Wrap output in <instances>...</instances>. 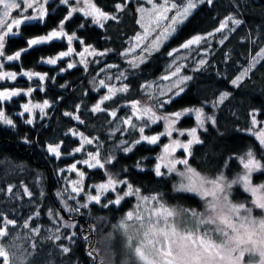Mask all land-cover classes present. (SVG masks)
Instances as JSON below:
<instances>
[{"label":"trees","instance_id":"obj_1","mask_svg":"<svg viewBox=\"0 0 264 264\" xmlns=\"http://www.w3.org/2000/svg\"><path fill=\"white\" fill-rule=\"evenodd\" d=\"M169 1L180 7L186 0ZM92 2L103 12L116 15L117 19H108L100 27L82 12H76L65 22L64 31L69 35L75 33L84 41V44L73 41L72 47L76 53L91 46L90 50L107 51L106 55L87 56V67L78 63L80 56L75 54L58 60L56 65L40 63L41 58L55 57L61 51H67L65 37L35 46L23 53L20 61L5 66L6 71L46 74L44 81L36 78L29 80L26 77H18L16 81H0V90L23 89L26 92L29 87L35 89L30 95L22 94L3 104L15 127L0 123V216L16 222L6 226L8 235L0 237V243L16 245L12 250L17 252V256L27 252L30 264H137L130 256L121 231L117 229L123 214L132 208L134 197L127 196L120 204L108 203L117 194L123 195L120 189L128 191L125 185L117 184V191L105 193L100 203L87 200L88 195L97 194L92 185L106 182L109 173L116 178L123 177L134 187L140 188L143 196L163 193L169 207L196 210L200 207V200L194 194L173 190L176 182L174 173L167 174V169L161 168L166 174L155 175L157 155L161 146L167 143L168 137H161L157 145L129 143L127 146L132 151L124 152L122 149L125 145L121 142L134 141L139 136L135 132H116L115 129L128 126L122 125L110 115L112 111H117L121 118L131 115V104L144 101L147 96L144 92L146 87L142 86L158 81L171 60L172 57L166 53L178 48L194 35L214 34L207 42L187 50L181 75L192 79L186 82L185 90L179 97H173L171 103H166L158 111L165 115L185 108L202 107L205 117L215 118V124L206 119L204 128H197V136L202 143L193 144L192 155L188 157L191 167L203 176L212 178L223 173L225 177L231 178L240 171L237 157L249 147L264 162L260 146L248 131L253 111L256 112L257 120H264V56L247 72L238 86L230 83L240 68L264 44V0H213L212 4L200 3L186 24L137 70L131 69L121 54L129 39L139 30L134 2ZM117 3H126L127 6L123 11L116 12L114 6ZM70 6L61 4L60 0H48L44 22L29 21L27 25H22L21 35L9 39L6 54L12 55L27 48V39L57 28L59 22L67 16ZM228 17L240 19L243 23L233 25L229 21L225 31L216 32L215 29ZM221 39L224 40L223 44L220 43ZM204 49L207 50L205 64L194 70L197 69L195 63L199 57L198 51ZM93 60L99 63H93ZM68 63H76V66L67 69ZM108 65H117L119 72L127 70V79H112L109 83L106 78L119 73L117 68L109 69ZM102 68L106 69L104 73L100 71ZM133 72L135 74H130ZM101 79H105L109 86L128 84L129 91L119 93L113 100L102 104L106 112H93V106L108 94L107 88L99 87ZM38 85H42L43 91ZM221 92L230 95L219 102L218 106L212 107ZM160 99L167 100V96ZM44 100L50 103V107L45 109L47 115L42 118L39 109H35L31 125L24 123L30 114L26 113L23 117L17 115L23 111L24 103H42ZM77 105L80 108L74 111ZM65 112L79 115L84 123L65 116ZM196 126L194 112L182 117L175 125L180 130ZM69 129L82 133L88 139L97 138L102 162L104 158L114 157L112 163L105 169H91L78 163L77 171H68L73 163L87 159V152H95L97 149V143L94 142L75 153L73 150L80 146L82 140L80 136L72 135ZM162 131L164 126L160 121L146 129L145 134H159ZM178 136L185 142L191 139L187 132ZM26 139L29 142L26 143ZM55 143L62 145L59 159L47 151V145ZM176 155L182 157L180 152ZM137 164L140 166L137 167ZM78 171L85 172L80 184L84 191L79 195L72 192L73 185L70 183L79 180ZM253 182L264 183V172L254 173ZM231 198L234 202H243L250 199V196L236 185L233 186ZM58 199L65 203L69 201L73 209L66 212ZM50 210L53 216L48 215ZM25 223L30 227L25 228ZM4 226L0 220V227ZM35 228L41 230L39 234L32 231ZM54 235H60L61 239H49ZM33 244L37 247H32ZM63 247H68L70 252L63 253Z\"/></svg>","mask_w":264,"mask_h":264},{"label":"snow or ice","instance_id":"obj_2","mask_svg":"<svg viewBox=\"0 0 264 264\" xmlns=\"http://www.w3.org/2000/svg\"><path fill=\"white\" fill-rule=\"evenodd\" d=\"M149 4H153V0H147ZM212 4L213 0H187L186 6L183 7L182 11H177L172 17H166L164 13L170 11L165 3L160 5V8L155 11V25L152 27V31H156L159 27L161 20H170L168 26L163 32L159 33L155 40L152 42L151 47L145 45L141 48V36L137 35L136 44L134 48L129 49V52H134L135 48H141L139 59H133L129 61V67L133 70L140 68L141 64H144L148 59L151 58L153 53H158L161 46L170 37L176 34L182 25H185L189 20L193 10L197 7L198 3ZM48 0H0V81H16L18 77H26L29 80L34 78L38 81H44L46 74H41L34 71H21L19 73L15 71H6L5 66L11 62H18L21 59L23 53H27L29 49L34 48L38 45H45L55 40H62L66 37L68 47L67 51H61L58 56L51 58H41L40 63H46L50 65H56L58 60H63L66 57H70L73 54L80 56L78 63L85 65L89 61L87 56L102 57L107 54L105 52H96L95 49H91V46L85 47L83 51L76 53L72 47L73 41H77L80 44H84V41L80 40L75 33L71 35L64 31L65 22L68 21L73 13L82 12L85 17L91 18L94 24L100 27L104 26V21L108 19H117L116 15H110L103 12L97 7L92 0H60L63 5L70 6L75 3L79 5L83 3V7H71L68 11L67 16L61 20L57 28L52 29L47 34L37 35L33 38L27 39V48H22L16 51L12 55L6 54V45L11 37H17L21 35V26L27 25L29 21H40L44 22L47 10L45 5ZM125 4L117 3L114 6L116 12L123 11L126 7ZM175 4L172 8H176ZM29 10H32L33 14H28ZM138 11H145V9H137ZM13 11L17 13L16 17L12 16ZM231 21L233 25H240L243 23L240 19L228 17L225 21L221 22L219 27L215 29L216 32H222L228 28V23ZM139 23V21H138ZM85 25H81L84 27ZM150 33L145 30L143 39H147ZM213 33H208L207 36L194 35L190 39L181 43L178 48H174L167 52L166 55L172 57V65H176L174 71H170V75H164L161 77L164 81H169L171 77L176 79L171 82L170 86L167 87V91L164 88L157 87L159 93L158 96H149L148 100L152 101L151 104H145L142 107L137 105L140 102H133L131 104V115L126 118L118 116L117 111H112L110 115L116 120H119L122 125H127V128H117L116 132L127 131L129 134L135 132L139 138L134 141H122L125 145L123 147L124 152L132 151L131 147L127 145L134 143L136 145L146 142L150 145H157L161 137L171 138L173 132H178L180 136H183L187 132L191 139L187 142H183L179 139H170V143L163 145V155L158 157L160 163L155 165V175L162 176L166 173L161 171V167L167 169V174L176 173L180 177L178 184L173 186V190L176 192H190L200 197L203 203V211L196 209L179 208L173 209L167 205L164 201L163 193H157L152 196L141 195L140 188L134 187L123 177L116 178L113 174L109 173L106 178V182L100 183L99 185H92V188L96 191L95 195H88V200L91 202L100 203L101 197L108 192H116V185L123 184L128 191H123V195L117 194L115 199L108 200L109 204H120L127 196H138L142 202L155 201V205H146L147 217L140 210L141 205H137V209L129 211L126 214L124 220L120 222L119 227L124 229L128 233L129 246L133 249L137 261L139 264H246L245 258L248 260H258L259 264H264V219H256L253 215V208L261 211L260 216H264V183L256 184L253 182V174L256 172H264V162L257 158V154L251 147L248 150L237 157L239 164L242 165L240 171L236 174L234 179L228 180L223 173L215 178H208L197 172L196 169L191 167L189 164L188 157L192 155L191 146L193 144H200L199 137L197 136V128H204L205 120H211L213 124L216 123L214 117H205L203 108H185L182 111H175L170 114L158 115L157 111L164 107L166 103H171L173 97H179L184 92L186 82L191 80L192 77L186 75H178L181 72V66L176 63V55L179 54L181 49H193V46L201 45L207 42L209 37H212ZM220 43L223 44L224 40L221 39ZM264 52V49H261ZM261 57L258 53L253 58L254 63L260 61ZM93 63H99L98 60H93ZM205 64V60L201 59L198 62L197 69ZM76 66V63H68L67 69H71ZM108 68H117L118 75L114 77H107V81L110 83L112 79L126 80L127 75L125 72H119L117 65H108ZM67 69H61L66 71ZM101 73H104L106 69H100ZM250 71L245 69L241 75H237L230 83L234 86H238L239 82L243 79L244 75ZM130 74H135L130 73ZM105 79L99 80L100 88H107L108 94L104 95L99 102H97L93 108V112H106V108H102L101 105L106 101L113 100L114 97L119 93H126L129 91L128 84H123L121 87L116 85L109 86ZM39 89L43 91L42 85H38ZM151 88V84L142 86ZM35 89L29 87L25 92L23 89L14 90H0V123L15 127L14 121L6 114L3 104L11 101L14 97L23 95H30ZM169 93L171 95H169ZM230 93H221L220 101L223 102L227 99ZM167 96V100L160 99V97ZM219 102H213L212 107L218 106ZM50 107L48 100H44L42 103H24L22 105L23 111L17 113L18 116L23 117L26 113L30 114L29 118L24 120V123L31 125L34 120L35 109H39L41 117L46 116V108ZM80 105L76 106L74 111L79 110ZM195 113L196 127L191 129L180 130L175 127L178 121L182 117L188 114ZM65 116H69L81 124L84 122L80 120L79 115H73L71 112H65ZM135 117V121L133 120ZM164 122V131L159 134L147 135L146 129H150L152 125L158 122ZM139 122V123H137ZM109 123H112L110 121ZM258 121L256 119V112L253 111L251 114V125L256 126ZM248 131L252 132L256 139L261 145V155L264 156V126L258 130L253 131V128H249ZM69 132L74 136H80L82 143L79 147L73 151L79 153L84 150L85 145H91L94 142L97 143V149L95 152H87V159H83L73 163L68 171H77V164L87 165L91 169H105L108 164L112 163L114 157L104 158L103 162L100 157V145L97 138L88 139L84 137L82 133H78L69 129ZM25 142H29L27 139ZM61 143L48 144L47 151L53 154L56 158H60ZM177 148H182L187 153V156L177 159L172 154ZM72 154V153H68ZM184 165V169L180 170L177 165ZM140 165L137 164V167ZM227 167V162L225 163ZM63 171V170H61ZM77 175L79 180L71 181L72 192L79 195L84 191V188L80 186L85 176L84 171H78ZM233 185L242 186L245 193H250L251 197L243 202H234L231 198ZM11 189H9L10 191ZM27 191V190H26ZM31 195V193H28ZM62 195V193H57ZM75 199V196L72 197ZM249 204L251 206H249ZM87 206V205H85ZM106 206V205H105ZM78 211V209H75ZM38 216L39 213H36ZM49 216H53L51 210L48 213ZM30 219H32L30 217ZM0 220L3 221L4 227H0V237H6L8 235V228L6 226L13 225L16 222L12 219H6L0 216ZM134 221V224L128 223ZM25 228H29L30 225L25 223ZM35 233L39 234L40 229H32ZM58 231V229H57ZM60 240V235H54L49 239ZM16 245H6L0 243V264H30L28 260V253H22L17 256V252L12 250ZM32 247H37L35 244ZM63 253H69L68 247H63ZM91 255V253H90Z\"/></svg>","mask_w":264,"mask_h":264},{"label":"rangeland","instance_id":"obj_3","mask_svg":"<svg viewBox=\"0 0 264 264\" xmlns=\"http://www.w3.org/2000/svg\"><path fill=\"white\" fill-rule=\"evenodd\" d=\"M125 2H128V1H130V0H124ZM133 2H134V5H135V11H136V22H137V24H138V26H139V30L129 39V41L127 42V46L124 48V50L122 51V55H123V58H124V60L127 62V64H128V66H129V61L130 60H133L134 58L135 59H139V56H140V52H141V48H143L145 45H148L149 47H151V45H152V42L155 40V38H156V36L159 34V33H161V32H163L164 31V29L168 26V24L170 23V20H161L160 22H159V27H157L156 28V31H152V27L155 25V23H156V21H155V11L156 10H158L159 8H160V5H162V4H164L165 3V0H153V4L156 6V9H154L153 8V5L152 4H149L148 2H147V0H132ZM137 1H139V3H136ZM186 3H187V0L184 2V4L183 5H181L180 7H176V8H172V5L173 4H175L174 2H172V1H169V0H167V7L170 9V11H168V12H166V13H164V15L166 16V17H172V16H174L175 14H176V12L177 11H182V9H183V7H185L186 6ZM200 3H198L197 4V6L199 5ZM77 6H79V7H83L84 5H83V3H82V5L80 6V5H77V4H75V3H73V5L72 6H70V7H77ZM137 9H145V11H138ZM15 12L13 11V13H12V16L13 17H16L17 16V13H15ZM28 14H33L32 13V10H29V13ZM138 21H139V23H138ZM233 26V25H232ZM148 30V32L150 33L149 35H148V37H147V39H143V37H144V34H145V30ZM226 30V29H225ZM225 30H223V31H225ZM137 35H139V36H141V38H142V40H141V48H135V51L134 52H129L128 50L129 49H131V48H134L135 47V44H136V37H137ZM166 42V41H165ZM164 42V43H165ZM261 49H264V44L257 50V52L248 60V62H247V64L245 65V66H243V67H241L240 68V71L233 77V79L237 76V75H241L243 72H244V70L245 69H251L252 68V65H253V63H254V60H253V58L254 57H256L257 56V54L259 53L260 54V57L262 58L263 56H264V52H261ZM187 50L188 49H181V51L179 52V54H174V55H176V63H177V65H180L181 66V72L178 74V75H181V73H182V67H183V64L185 63L184 62V60H186V56H187V54H188V52H187ZM198 54H199V57H197L198 58V60L196 61V63H195V67H197V65H198V62H199V60H201V59H203V60H205V57H206V55H207V50H200V51H198ZM194 54H192V56H193ZM58 56V55H57ZM191 56V57H192ZM56 57V56H55ZM172 59L173 58H171V60L168 62V64L166 65V67H165V70H164V72L159 76V80L158 81H156V82H151V83H149V84H151V88H145V90H144V92L147 94V96H146V98H145V100L144 101H140V103L137 105L138 107H142V106H144L145 104H151L152 103V101H150V100H148V97L149 96H153V97H155V96H158L159 95V93H158V91H157V87L159 86V87H161V88H164V90L165 91H167V87L168 86H170V84H171V82L172 81H174L176 78L175 77H171L170 78V80L169 81H164V80H162L161 79V77H163L164 75H170V71H174L175 70V67H176V65H172L171 66V68L169 67L171 64H172ZM196 59V58H195ZM194 59V60H195ZM256 64V63H255ZM246 76V74L244 75V77ZM243 77V78H244ZM232 85V84H231ZM232 86H234V85H232ZM221 93H223V92H221ZM221 93L218 95V97L216 98V101L215 102H219L220 101V97H221ZM160 98H162V97H160ZM157 114L158 115H163V114H161L159 111H157ZM258 121V124L256 125V126H253V125H251V128H253V131H255V130H258L260 127H262V126H264V120H262V121H259V120H257ZM162 123H163V126H164V122L163 121H161ZM249 133L254 137V139L256 140V142L258 143V145L260 146V148H261V145L259 144V141L256 139V137L253 135V133L252 132H250L249 131ZM173 134L175 135V136H172L171 138H168V141H167V143L166 144H168V143H170V139H179V140H181V141H183L182 139H180V137L178 136L179 135V133L178 132H173ZM183 142H185V141H183ZM162 148L160 149V153H159V155H157V161H156V164L157 163H160V161L158 160V157L160 156V155H163L164 153H163V146H161ZM178 152H180L181 154H182V157H179L178 155H176V153H178ZM173 156H175L177 159H181V158H183V157H185L186 156V152H185V150L184 149H182V148H177L176 150H175V152L172 154ZM238 163H239V161H238ZM162 169H166V168H164L163 167V164H162V167H161ZM177 168L178 169H180V170H183L184 169V165H181V164H178L177 165ZM239 168L241 169L242 168V165H240L239 164ZM238 172H236V173H234L233 174V176L231 177V178H227L228 180H231V179H234L235 177H236V174H237ZM174 175H175V178H176V182H175V184L174 185H176V184H178V182H179V180H180V177L179 176H177L176 175V173H174ZM217 176H219V174L218 175H216L215 177H217ZM215 177H212V178H215ZM209 178V177H208ZM256 184H259V183H256ZM99 185V184H98ZM173 185V186H174ZM233 186H236V185H233ZM239 186V185H238ZM241 189H242V191H244L243 190V188H242V186H239ZM111 192V191H110ZM186 193V192H185ZM188 193H190V192H188ZM191 194H194V193H191ZM250 197H251V194L250 193H247ZM199 200H200V207L197 209L198 211H203L204 209H203V203H202V201H201V199H200V197L199 196H197L196 194H194ZM117 196V195H116ZM116 196H115V198H116ZM150 196H152V195H150ZM134 197V202H133V206H132V208L129 210V211H134V210H136L137 209V205L138 204H140L141 205V208H140V210L143 212V214L145 215V217H147V211H146V205H148V206H151V205H155V201H148V202H142L140 199H139V197L138 196H133ZM114 198V199H115ZM68 198L66 197V199L65 200H67ZM86 199V198H85ZM87 200H88V198H87ZM58 201H59V203L61 204V206L63 207V209L66 211V212H70L72 209H73V205L68 201V203H65L63 200H60V199H58ZM249 206H251V205H249ZM171 208H173V209H179V207H172L171 206ZM129 211H127V212H125L124 214H123V216L121 217V219H120V221L117 223V229H119L120 231H121V233H122V235H123V237H124V239H125V242H126V244H127V246H128V248H129V253H130V256L132 257V259L137 263V264H139V262L137 261V258H136V256H135V253H134V251H133V249L129 246V242H128V233H126L125 232V230L124 229H122V228H120L119 227V225H120V222L122 221V220H124L125 219V217H126V214L129 212ZM262 213H261V211L259 210V209H255V208H253V215L254 216H260ZM128 223H132V224H134V221H129ZM245 260H246V264H249V260H248V258L246 257L245 258Z\"/></svg>","mask_w":264,"mask_h":264},{"label":"clouds","instance_id":"obj_4","mask_svg":"<svg viewBox=\"0 0 264 264\" xmlns=\"http://www.w3.org/2000/svg\"><path fill=\"white\" fill-rule=\"evenodd\" d=\"M256 219H264V216H256L255 217ZM249 264H259V261L258 260H250L249 261Z\"/></svg>","mask_w":264,"mask_h":264}]
</instances>
